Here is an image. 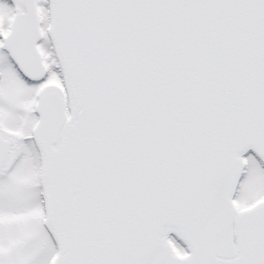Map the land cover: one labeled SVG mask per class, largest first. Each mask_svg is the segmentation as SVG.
<instances>
[{"label":"snow or ice","instance_id":"6c2138e0","mask_svg":"<svg viewBox=\"0 0 264 264\" xmlns=\"http://www.w3.org/2000/svg\"><path fill=\"white\" fill-rule=\"evenodd\" d=\"M0 264H264V0H0Z\"/></svg>","mask_w":264,"mask_h":264}]
</instances>
